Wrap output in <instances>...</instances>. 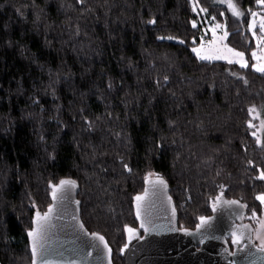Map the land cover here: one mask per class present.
Masks as SVG:
<instances>
[{
	"label": "trees",
	"instance_id": "1",
	"mask_svg": "<svg viewBox=\"0 0 264 264\" xmlns=\"http://www.w3.org/2000/svg\"><path fill=\"white\" fill-rule=\"evenodd\" d=\"M194 1L225 23L226 43L246 53L247 68L191 51L202 35L191 0H0L2 264H31V202L46 210L48 182L62 177L79 181L82 220L106 236L114 264L124 225L138 224L133 196L148 172L168 180L187 227L222 192L247 205V218L253 209L262 215L264 73L251 67L260 30L249 23L264 4L234 0L243 13L236 17L218 0ZM152 16L157 24H146ZM162 74L171 82L158 88Z\"/></svg>",
	"mask_w": 264,
	"mask_h": 264
},
{
	"label": "water",
	"instance_id": "2",
	"mask_svg": "<svg viewBox=\"0 0 264 264\" xmlns=\"http://www.w3.org/2000/svg\"><path fill=\"white\" fill-rule=\"evenodd\" d=\"M161 177L167 182V187L162 193H158L156 197H153L154 207L152 212L153 222L159 225L158 231L145 232L143 229H139V219L135 216L134 198L137 194L143 193L145 188H150V184L144 180V189L133 196L134 217L138 224L136 227L128 226L137 228L140 236H143L144 239L134 236L129 241L128 234L124 229L125 244H128V247L123 252L120 251V254L125 264H232L233 261H235V264H264V258H262L264 253L256 247L257 244L254 240V227L250 222L241 221L235 215L234 210L239 207L238 205H228L226 203V201L238 200L241 205H245L240 199L228 198L223 192L221 193L222 195H218L221 197L220 201L215 198L213 203H216V209L213 210L212 203L211 213L209 215H201L213 217L210 222L213 225L212 229L205 226L198 230L196 225L200 223L199 218L193 228L180 227L178 209L175 206L174 197L171 195V186L167 179L163 176ZM155 178V175L151 177V179ZM60 179L75 180L78 186L71 192L72 202L67 204L66 211L58 208L57 216L54 220L55 228L53 229L52 244L54 253L52 258L64 261L72 260L76 264H109L110 259L111 264H114V253L110 243H108V247L112 251L109 256L103 244L87 235L84 231L86 230L87 233H99L107 240L106 236L100 232H90L82 220V201L78 198L81 191L79 181L69 176ZM167 197H171V203L168 202ZM74 201H80V204L76 205ZM50 202L53 203L51 195ZM172 206L176 208L175 218L172 217ZM40 211L43 212L42 210ZM241 211L245 214L247 207ZM73 217H76V219H73ZM241 223L250 225V228L245 230V239L239 245L233 244L229 232L234 224ZM81 224L83 228L80 227ZM180 229H188L189 231L184 232L180 231ZM248 234L252 235L251 242L247 240ZM205 236L208 238L204 239ZM216 236H221L223 239H214ZM229 240L233 245L234 251L230 248ZM92 244H98L99 247L93 248ZM0 264H2L1 259Z\"/></svg>",
	"mask_w": 264,
	"mask_h": 264
},
{
	"label": "snow or ice",
	"instance_id": "3",
	"mask_svg": "<svg viewBox=\"0 0 264 264\" xmlns=\"http://www.w3.org/2000/svg\"><path fill=\"white\" fill-rule=\"evenodd\" d=\"M79 3H83V0H78ZM220 4H226L227 7L231 10L232 14L236 17H240L243 15V13L239 10L237 4L234 2V0H218ZM257 4H264V0H256ZM197 5L195 2L192 4V11L196 12ZM201 12H207L208 9L206 8H200ZM253 18L256 17L255 12L250 13ZM223 15V13H221ZM212 20L215 21L216 17L212 16ZM146 24L149 25H156L157 19L155 16H152L150 19L145 21ZM192 27L195 28L197 26L196 21H191ZM249 28H255V20L250 21ZM260 31L262 33V36L258 38L257 43L260 42V40H264V16L260 17V24H259ZM217 29L222 30L223 35L217 36ZM212 33V39L208 41V46L205 47L203 37H201V44L199 47H193L191 51L196 54V57L200 61H206L210 62L213 60H225L231 63H236L241 66V68H247L248 67V61L245 59V53L242 51H238L235 48H230L226 44H223L224 39L228 36V32L226 30V25L221 24L219 22L214 23L211 28ZM79 29L77 28V33ZM252 35L255 36V31L252 32ZM158 40H177L178 37L175 36H158ZM193 42H195V38H193ZM180 43H184L183 41H180ZM251 56L254 60H256V63H253L251 67L260 72L264 73V56H257V53L253 51L251 53ZM233 76H238V73H231ZM244 83H248L247 78H243ZM171 82V77L168 74H162L160 75L155 83L158 88H162L169 84ZM109 88L112 87L111 83L108 85ZM249 113H255L256 117H259V111L253 106L248 109ZM87 128L92 129L93 128V122L88 120L87 117H84ZM174 122L169 121V124L172 125ZM249 127H252V120L250 119L248 122ZM261 129H264V119L261 120L260 123ZM252 136L257 137V132L253 131ZM256 142L258 144L261 143L259 137H257ZM157 147H163V145L158 144ZM120 161V167L124 172H127L131 174L133 172V168L129 166V163H127L124 159V157L119 156ZM249 164H252V161H248ZM101 171H106V169H101ZM152 172H148L145 176V180L150 184V188H145L143 193L137 194L134 198L135 200V216L139 219V229H143L145 232H156L159 230V225H156L153 222L152 218V212H153V197H156L158 193H162L163 190L167 187V182L160 176L159 173L155 174V179H151L153 177ZM260 179H264V170H262L259 174ZM50 186V195L53 200V203L49 204L47 206V210L41 212L37 205L35 204V201L31 202V207L34 210V215L31 218V224L32 227L26 228L25 232L27 235V238L29 239L30 243L26 245V249H30V255H31V264H76L75 261L72 260H56L53 259V253L54 249L52 247L53 244V229L55 228L54 220L57 216L58 208L65 210L67 204L72 202L71 201V192L78 186L77 182L72 179H60L58 183H52L51 181L48 182ZM222 195V194H221ZM221 197H216L217 201H220ZM257 199H259L261 202H264V194L258 195ZM167 200L169 203H171V197H167ZM76 205L80 204V201H74ZM228 205H238L239 207L234 210L235 215L243 221L245 219L242 209L246 208L247 205H241L240 201L238 200H230L226 201ZM213 210L216 209L217 205L216 203H213L212 205ZM110 211H113L111 208ZM172 217L175 218L176 215V208L175 206H172L171 209ZM73 219H76V217H73ZM251 219L257 220V222L261 225L262 228H264V219H258L257 213L255 209L251 212ZM213 220V217H205L200 216L199 221L196 225V228L199 230L205 226H207L209 229L213 228V225L210 223ZM81 228H83V225H80ZM250 228V225H245L243 223L241 224H234L232 229L230 230L229 234L232 237V243L239 245L244 239H245V230ZM124 229L126 230L128 234V240L131 241L133 237H139L140 239H144L143 236H140L139 230L134 227H130L128 225H124ZM87 235H90L94 239L98 240L100 243L103 244L104 248L107 249V252L111 253V248L108 247V242L105 240V237L100 235L99 233H87L86 230H84ZM180 231L188 232V229H180ZM256 231V238L259 240V245L256 247L259 248V250L264 253V233H262L259 230ZM6 240L10 239L9 237H4ZM208 237L205 236L204 239H207ZM11 239H14L11 238ZM214 239L220 240L223 239L221 236H216ZM247 240L249 242L252 241V235H247ZM203 242V241H202ZM93 248H98V244H92ZM128 247V244H124L123 248L120 249L121 252L124 251L125 248ZM264 258V257H262ZM109 264H111V260L109 259ZM232 264H235V261L232 262Z\"/></svg>",
	"mask_w": 264,
	"mask_h": 264
},
{
	"label": "rangeland",
	"instance_id": "4",
	"mask_svg": "<svg viewBox=\"0 0 264 264\" xmlns=\"http://www.w3.org/2000/svg\"><path fill=\"white\" fill-rule=\"evenodd\" d=\"M191 1L192 2H195L194 0H191ZM196 12L198 13V19L195 20V21H196V24H202V35H201V37H203L205 47H207L208 46V41H210L212 39V33H211V30H210L211 26L214 23H216V22H219L221 24H225V23L224 22H220V21H210L208 19V17L206 16V13L200 11L198 5H197ZM255 13L257 15H256L255 18L251 17V21H253V19L255 20V28H257V27H259V24H260V17L264 16V8H262L260 10L259 9L256 10ZM255 28H250V29L251 30H254ZM259 30H260V28H259ZM221 35H223L222 30L217 29V36L219 37ZM256 36H257V40H258V38H260L262 36L261 31L260 32H257V35ZM200 44H201V41L198 42V43H196L195 45H193L192 48L193 47H199ZM223 44H226L228 47L233 48L228 43H226V38L224 39ZM236 50H238V49H236ZM238 51H240V50H238ZM255 52L257 53V56H264V40H260V42H259V48ZM245 59L247 60L246 53H245ZM223 61H225V60H223ZM256 62L257 61H255V63ZM260 129H261V127H260ZM262 204H263V213H262V215H259V216L257 215L258 219H264V202H262ZM179 226L180 227L190 228V227H187V226L181 224L180 221H179ZM254 226H255L254 230H259L262 233H264V228L261 227V225L257 222V220L254 221ZM193 227H191V228H193ZM253 236H254L255 243L257 245H259V240L256 238V231H254ZM120 249H121V246L119 247V250ZM115 252H116V250H115ZM114 257H117L118 258V256H116V253H115V256ZM120 257H121V261L118 264H125L122 256H120Z\"/></svg>",
	"mask_w": 264,
	"mask_h": 264
},
{
	"label": "flooded vegetation",
	"instance_id": "5",
	"mask_svg": "<svg viewBox=\"0 0 264 264\" xmlns=\"http://www.w3.org/2000/svg\"><path fill=\"white\" fill-rule=\"evenodd\" d=\"M244 215H245V214H244ZM244 217H245L244 220H245L246 222H250L251 225L255 228V226L253 225V223H252V221H251V218H249V217L247 218L246 215H245ZM253 233H254V231H253ZM229 245H230V248L232 249V251H234L233 245L231 244L230 240H229Z\"/></svg>",
	"mask_w": 264,
	"mask_h": 264
}]
</instances>
